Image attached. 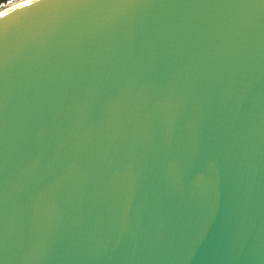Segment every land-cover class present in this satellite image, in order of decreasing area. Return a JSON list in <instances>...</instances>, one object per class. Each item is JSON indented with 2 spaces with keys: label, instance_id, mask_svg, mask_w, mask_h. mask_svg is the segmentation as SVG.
Masks as SVG:
<instances>
[{
  "label": "water",
  "instance_id": "water-1",
  "mask_svg": "<svg viewBox=\"0 0 264 264\" xmlns=\"http://www.w3.org/2000/svg\"><path fill=\"white\" fill-rule=\"evenodd\" d=\"M20 4L0 264H264V0Z\"/></svg>",
  "mask_w": 264,
  "mask_h": 264
},
{
  "label": "snow or ice",
  "instance_id": "snow-or-ice-1",
  "mask_svg": "<svg viewBox=\"0 0 264 264\" xmlns=\"http://www.w3.org/2000/svg\"><path fill=\"white\" fill-rule=\"evenodd\" d=\"M37 2V0H24L23 3H21L18 8L19 9H29L33 6V3ZM17 11V8H13V9H10L8 12H4L2 14H0V18L2 17H7L9 16L10 14L14 13Z\"/></svg>",
  "mask_w": 264,
  "mask_h": 264
},
{
  "label": "rangeland",
  "instance_id": "rangeland-1",
  "mask_svg": "<svg viewBox=\"0 0 264 264\" xmlns=\"http://www.w3.org/2000/svg\"><path fill=\"white\" fill-rule=\"evenodd\" d=\"M22 0H7L5 2H1L0 3V11H2L3 9L7 8L8 6H11L17 2H20Z\"/></svg>",
  "mask_w": 264,
  "mask_h": 264
},
{
  "label": "bare ground",
  "instance_id": "bare-ground-1",
  "mask_svg": "<svg viewBox=\"0 0 264 264\" xmlns=\"http://www.w3.org/2000/svg\"><path fill=\"white\" fill-rule=\"evenodd\" d=\"M22 2H24V0H22V1H20V2H17V3H15V4L11 5V6H8L7 8L3 9L2 11H5V10L11 8V7H14V6H16V5H18V4L22 3ZM2 11H0V12H2Z\"/></svg>",
  "mask_w": 264,
  "mask_h": 264
},
{
  "label": "trees",
  "instance_id": "trees-1",
  "mask_svg": "<svg viewBox=\"0 0 264 264\" xmlns=\"http://www.w3.org/2000/svg\"><path fill=\"white\" fill-rule=\"evenodd\" d=\"M5 1H7V0H0V3H1V2H5Z\"/></svg>",
  "mask_w": 264,
  "mask_h": 264
}]
</instances>
